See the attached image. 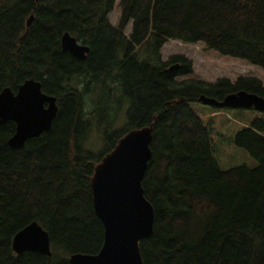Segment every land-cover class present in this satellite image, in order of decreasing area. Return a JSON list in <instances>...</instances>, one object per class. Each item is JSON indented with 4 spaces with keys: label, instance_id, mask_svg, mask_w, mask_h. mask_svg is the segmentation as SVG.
Instances as JSON below:
<instances>
[{
    "label": "trees",
    "instance_id": "obj_1",
    "mask_svg": "<svg viewBox=\"0 0 264 264\" xmlns=\"http://www.w3.org/2000/svg\"><path fill=\"white\" fill-rule=\"evenodd\" d=\"M114 4L0 0V92L34 79L57 105L50 130L22 149L8 145L14 123L0 126V264H69L73 253L97 254L103 227L92 206L94 169L143 127L152 129L141 186L154 223L139 243L142 264H264V121L235 136L257 166L223 170L188 105L241 90L264 98V82L177 80L192 74L191 62L160 58L167 41L201 43L264 75V0H118L112 26ZM65 32L89 48L84 61L62 51ZM92 130L102 144L97 153L87 147ZM32 222L48 233L51 257L12 251L13 236Z\"/></svg>",
    "mask_w": 264,
    "mask_h": 264
},
{
    "label": "water",
    "instance_id": "obj_2",
    "mask_svg": "<svg viewBox=\"0 0 264 264\" xmlns=\"http://www.w3.org/2000/svg\"><path fill=\"white\" fill-rule=\"evenodd\" d=\"M29 17L26 25L33 20ZM61 49L83 61L89 48L68 32L62 34ZM178 68V64L170 70ZM198 103L215 109H253L264 113V98L246 91L228 94L222 100L201 95ZM57 113L56 98L41 89L34 79L25 80L13 92H0V126L8 122L15 131L8 140L12 149H22L29 139L48 132ZM151 127L128 131L115 148L95 167L90 181L92 206L103 227V243L95 255L73 253L69 264H142L139 243L153 233L154 212L143 194L141 181L151 158ZM12 251L51 256L48 233L36 222L19 230L11 241Z\"/></svg>",
    "mask_w": 264,
    "mask_h": 264
},
{
    "label": "rangeland",
    "instance_id": "obj_3",
    "mask_svg": "<svg viewBox=\"0 0 264 264\" xmlns=\"http://www.w3.org/2000/svg\"><path fill=\"white\" fill-rule=\"evenodd\" d=\"M117 3L118 0H115L114 7L108 14L112 26H116L119 19ZM129 33L130 25L123 30L124 35ZM174 56L184 57L192 65V74L177 77V80L195 79L214 83L217 79L224 78L233 83L239 77H255L264 82V75L259 67L220 55L216 51L206 50L201 43L185 44L177 40L167 41L160 50L161 61L167 62ZM188 105L208 131L213 147L212 155L221 169L257 166V161L235 144V136L242 129L250 127L255 120L264 121V113L253 109H215L198 102H190ZM123 119L120 116L116 123L117 128L123 126ZM89 145L96 153L102 146L95 130L89 134L87 147Z\"/></svg>",
    "mask_w": 264,
    "mask_h": 264
},
{
    "label": "flooded vegetation",
    "instance_id": "obj_4",
    "mask_svg": "<svg viewBox=\"0 0 264 264\" xmlns=\"http://www.w3.org/2000/svg\"><path fill=\"white\" fill-rule=\"evenodd\" d=\"M122 33H123V31H122ZM80 44V43H79ZM82 45V44H81ZM72 57V56H71ZM72 58H74V57H72ZM74 59H76V58H74ZM78 60V59H77ZM122 60H124V52H122V53H118V56H117V61H119V62H121ZM84 61V60H83ZM49 243H50V241H49ZM51 257V256H50Z\"/></svg>",
    "mask_w": 264,
    "mask_h": 264
}]
</instances>
